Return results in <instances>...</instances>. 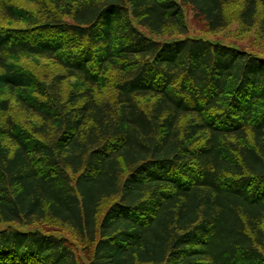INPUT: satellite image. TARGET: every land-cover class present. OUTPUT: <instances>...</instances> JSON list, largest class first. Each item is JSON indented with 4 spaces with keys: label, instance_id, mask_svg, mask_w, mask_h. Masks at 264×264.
I'll list each match as a JSON object with an SVG mask.
<instances>
[{
    "label": "trees",
    "instance_id": "trees-1",
    "mask_svg": "<svg viewBox=\"0 0 264 264\" xmlns=\"http://www.w3.org/2000/svg\"><path fill=\"white\" fill-rule=\"evenodd\" d=\"M190 13L264 47V0H0V264H264V52Z\"/></svg>",
    "mask_w": 264,
    "mask_h": 264
},
{
    "label": "rangeland",
    "instance_id": "rangeland-1",
    "mask_svg": "<svg viewBox=\"0 0 264 264\" xmlns=\"http://www.w3.org/2000/svg\"><path fill=\"white\" fill-rule=\"evenodd\" d=\"M188 22H190V25H191L190 36L195 35V36H209L210 38L211 37L212 38H218V37L225 38L227 41H229L230 44H233L240 48L250 47L254 51L264 52V47H261L260 45H254L257 43L253 41L252 34L243 35L239 33L238 21L235 18L233 19V23L232 25H230V27H228L225 31L218 33L217 35H209V34L207 35L206 32L205 34L203 32L202 26L193 19L191 13L188 15ZM33 62L34 64L38 63L37 60H34V61L30 60V64ZM3 95L4 96L9 95V93L6 92ZM11 116L14 119V121L19 124L20 127L27 128L28 130L30 129L31 125H33L35 122L38 121L37 118L31 117L28 114L24 113L18 106H16V104L12 106ZM7 141H8V145L12 144L11 141L9 140ZM44 226L46 230H51L52 232L55 231L60 234L65 233L64 231L65 229L58 224H55V225L45 224Z\"/></svg>",
    "mask_w": 264,
    "mask_h": 264
}]
</instances>
